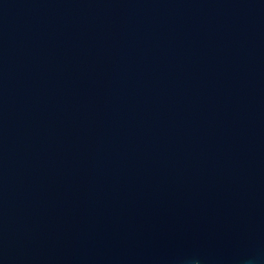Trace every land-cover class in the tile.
Wrapping results in <instances>:
<instances>
[{"label":"water","instance_id":"obj_1","mask_svg":"<svg viewBox=\"0 0 264 264\" xmlns=\"http://www.w3.org/2000/svg\"><path fill=\"white\" fill-rule=\"evenodd\" d=\"M264 264V0H0V264Z\"/></svg>","mask_w":264,"mask_h":264},{"label":"clouds","instance_id":"obj_2","mask_svg":"<svg viewBox=\"0 0 264 264\" xmlns=\"http://www.w3.org/2000/svg\"><path fill=\"white\" fill-rule=\"evenodd\" d=\"M191 264H192V262H191Z\"/></svg>","mask_w":264,"mask_h":264}]
</instances>
